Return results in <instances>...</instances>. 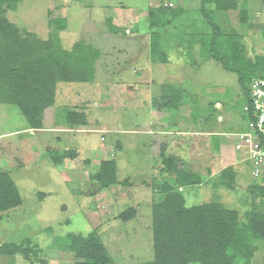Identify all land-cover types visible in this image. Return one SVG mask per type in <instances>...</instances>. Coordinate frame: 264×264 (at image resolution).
Segmentation results:
<instances>
[{
  "label": "rangeland",
  "instance_id": "rangeland-1",
  "mask_svg": "<svg viewBox=\"0 0 264 264\" xmlns=\"http://www.w3.org/2000/svg\"><path fill=\"white\" fill-rule=\"evenodd\" d=\"M245 2L246 24L239 12L210 16L224 33L241 34L249 57L257 63L264 57V0H242V5ZM201 7V0H18L7 11L12 23L42 40L54 32L52 22L66 19V30L59 32L62 47L71 51L84 42L98 49L100 56L94 82L59 83L54 131L34 135L27 131L17 106L0 104V172L12 177L23 199L21 207L0 212V243L30 238L51 264H75L56 239L96 232L116 264L152 261V183L175 178L161 169L165 165L160 157L162 163L158 158L152 161L162 143L172 148L168 158L176 160L179 155L177 166L190 158L192 165L201 167L203 177L208 169L214 174L202 186L183 189L189 207L220 199L242 215L264 212V200L248 193L252 182L261 181L252 179L242 163L245 155L235 151L236 141L228 136L248 131L238 76L207 56L213 30ZM109 17L115 18L122 32H107ZM156 32L157 47L166 49L169 58L166 65L161 63L165 70L160 77L148 74L161 68L153 62ZM192 41L196 43L191 47ZM255 70L264 74L263 64ZM162 85L185 91L180 112L153 108ZM66 108H84L87 126L66 128ZM157 116L176 126V131L148 134L160 124ZM48 123L49 129L52 121ZM191 139L197 143L192 145ZM49 148L76 152L73 165L69 161L54 165ZM103 159H115L118 166V183L106 190L92 180ZM235 161L236 188H216L212 180ZM129 208L136 210V216L124 222L120 215ZM254 243L258 249L252 264H264V241ZM0 264L27 262L20 255L0 256Z\"/></svg>",
  "mask_w": 264,
  "mask_h": 264
},
{
  "label": "trees",
  "instance_id": "trees-1",
  "mask_svg": "<svg viewBox=\"0 0 264 264\" xmlns=\"http://www.w3.org/2000/svg\"><path fill=\"white\" fill-rule=\"evenodd\" d=\"M241 1L201 0V12L213 30L207 56L238 76L243 100L249 104L252 79L264 78V74L260 75L255 70L256 65L264 66V57L260 58L261 62H253L243 36L236 32L224 33L210 16L216 12H239L241 22L246 24L249 11L246 2L242 5ZM17 2L0 0V104L17 106L29 129L39 131L45 129L50 120L55 122L59 83L95 81L100 51L84 42L76 43L71 51L65 50L59 32L66 30V19L52 22L55 30L48 40L21 29L7 17V11L14 8ZM106 27L109 34L122 32L114 17L106 20ZM159 39L160 34L153 33V62L167 64L168 51L157 47ZM195 43L192 41L191 47ZM184 94L182 88L162 85L160 95L154 98L153 108L159 112L178 113L184 104ZM63 113L67 127H85L88 124L84 108H66ZM48 152L56 166L66 161L73 165L76 158V152L72 150L58 152L49 148ZM166 152L164 145L161 160L175 178L172 182L156 180L152 183L154 259L138 264H252L258 249L254 242L264 241V212L253 210L242 215L240 209L228 208L220 199L189 207L183 189L202 186L205 178L200 171L196 173L189 169L186 160L177 166V159L171 160ZM244 165L248 170V165ZM235 167L233 164L222 169L218 179L212 180L216 182L214 186L235 189L239 179ZM117 173L115 159L103 160L92 180L100 190H106L118 183ZM208 175L212 176L211 170ZM248 193L264 200L262 184L252 182ZM22 204L20 190L12 177L7 172H0V212L15 210ZM135 216L136 210L129 208L120 215V219L126 222ZM56 240L60 242L61 250L73 255L75 264H116L96 232L88 236L70 234ZM18 255L27 264H51L30 238L19 243H0V256Z\"/></svg>",
  "mask_w": 264,
  "mask_h": 264
},
{
  "label": "built area",
  "instance_id": "built-area-1",
  "mask_svg": "<svg viewBox=\"0 0 264 264\" xmlns=\"http://www.w3.org/2000/svg\"><path fill=\"white\" fill-rule=\"evenodd\" d=\"M173 6V4H170ZM249 104L244 111L249 117L248 131L234 133L235 151L245 155L242 163L249 167L252 179L264 186V78H253L249 86Z\"/></svg>",
  "mask_w": 264,
  "mask_h": 264
},
{
  "label": "crops",
  "instance_id": "crops-1",
  "mask_svg": "<svg viewBox=\"0 0 264 264\" xmlns=\"http://www.w3.org/2000/svg\"><path fill=\"white\" fill-rule=\"evenodd\" d=\"M159 64H161V63H154V65H159ZM164 65H166V64H164ZM163 70H165V68H164V66L161 64V68L159 69V71L158 70H156V72L154 73V69L152 68V70L151 71H148V74L150 75V76H152L153 77V75H155V76H161L162 74H161V72H163ZM158 117V121H160V124L158 125V127H156V129H154L153 128V124H150L149 125V128H153V130H150V131H145V132H147L148 134H162L163 136L164 135H166V134H168V133H171V132H173V131H176V126H171V125H166L167 123H164V118H159V116H157ZM55 120H56V118H55ZM163 122V123H162ZM54 124H55V122H54V120H53V122L51 123V127H49V129L48 128H45V129H43V130H39V131H35V130H33V129H29V127L27 128V131H29L30 133H32V134H34L35 135V133H42V132H50V131H54L55 129H54ZM66 128H67V126H65ZM74 128H79V127H74ZM68 130H72V129H67V131ZM232 134H234V133H231V134H229L228 136H229V138H230V135H232ZM191 141V144L192 145H194V144H196L197 142H193V139H191L190 140ZM178 144V143H177ZM164 145L167 147V151L169 152V150L168 149H172V148H169V143L167 144V143H162L161 145H160V147H159V155L156 157V158H154V160H152V161H155L157 158H158V162L160 161V163H162L161 162V160H159V157H160V159H161V153H162V149L164 148ZM179 145V144H178ZM176 149H178L177 147H176ZM168 152L166 153V156H168ZM179 155L177 154L176 155V158H178L179 159V157H178ZM174 158H175V155L173 156ZM177 159V160H178ZM103 160H107V159H103ZM184 160H186V161H188L189 163H188V168L189 169H191L193 172H199L200 171V169H201V167L199 168L198 166L197 167H195L194 165H192L191 164V160H190V158L189 159H187V158H184ZM237 161H235V163H234V165H238L237 163H236ZM197 165V164H196ZM211 166H213V163L211 162ZM163 167V168H162ZM161 167V169H165V167L164 166H162ZM209 170L210 169H208L207 170V177H208V174H209ZM201 172V171H200ZM202 175H203V173H202ZM212 176H214V174L212 175ZM211 175H209V177H212ZM206 176L204 177L205 178V180H207L208 178H207ZM160 181V180H159ZM153 198V197H152Z\"/></svg>",
  "mask_w": 264,
  "mask_h": 264
}]
</instances>
